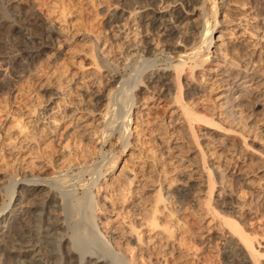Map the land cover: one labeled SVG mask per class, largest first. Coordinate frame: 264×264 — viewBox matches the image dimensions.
Masks as SVG:
<instances>
[{
  "label": "bare ground",
  "instance_id": "1",
  "mask_svg": "<svg viewBox=\"0 0 264 264\" xmlns=\"http://www.w3.org/2000/svg\"><path fill=\"white\" fill-rule=\"evenodd\" d=\"M140 1L147 3L149 0ZM168 1L166 5L156 8L151 18L161 22V36L165 41L163 50H179L181 43L175 39L182 34L183 25L181 24L189 16L191 19L203 15L204 10L200 5L203 0H194V5H190L188 11L185 9L186 0ZM239 1L222 0V3L227 12L245 16L248 8L243 2L246 3V1L242 3ZM147 14V9L143 6L131 13L129 20L145 19ZM122 15L114 14L113 20L117 23L123 19L124 15ZM242 20L238 19L230 28L218 31L216 36H213V31L209 30L208 42L214 43V56L211 60L201 64L193 62L191 65L182 60L171 69L158 73L150 72L151 74L146 77L145 87H141L136 95L138 101L132 102L129 112L125 113L127 119H131L132 116L135 118L133 128L135 142L132 145L134 152H137V158L133 167L117 171L113 166L109 172V175L113 174V176L104 177L101 181L96 179L93 184L94 190L87 192L89 195L87 207L79 203L71 209V213L75 212L74 216H78L80 214L78 209L85 208L76 236L78 245H82L79 249L78 245L71 248L69 239L64 235V232L70 231V228L60 213V197L63 201L62 192L64 191L69 199H73L74 196V190L66 189L70 181L64 178L73 168L85 169L92 161L91 157L95 149L103 148L109 143L107 138L101 137L100 130L106 115L104 110H111L113 114L112 94L118 91L114 90V92L110 89L98 97L96 104L104 108V110L102 108L98 110L97 105L93 108L91 99H85L87 101L84 100L85 102H78L72 106L67 103L64 92L53 89L49 103L40 115L37 114L38 104L32 105V109L29 106V108L17 107L21 112L25 109L27 117L32 118L33 121L28 125H22L21 121L15 117L16 115L13 116L14 113L10 115V112L6 110L5 113L0 110V114L3 113L4 123L8 125L3 124L8 127V133H11L7 150L18 161L17 169L20 176V179L12 185L10 194V197L18 195L17 202L9 214L0 217L1 222L8 223V229L1 234L0 264H75L76 251L82 253L87 250L94 253L91 252L83 257L84 264H105V262L116 264L115 259L117 262L122 260L118 262L121 264H145V257H149L150 260L152 255L150 251H153L151 248L149 250V246L158 244V248L159 243L165 245L168 251L163 257L164 264L190 263L191 252L179 243L182 227L180 228L179 221L173 216L174 212L168 211L169 207L164 200L168 198V195L165 198L161 196L159 183L149 184L148 178L152 177L156 164L155 156L144 143H141L142 136L146 135L145 128H150V123L154 122L151 116L160 108L163 95L169 97L171 101H167L163 106L165 109L161 120L162 125L168 129L182 128L189 140L190 148L187 155L175 156L181 166L179 168H182L181 170L175 168V171L190 182L196 181L197 178H206V183L210 187L209 195H205L210 198L203 204L201 202L202 216L208 223L206 229L217 232L216 235L219 234L220 240L229 245L237 264H261L264 245L262 246L259 240L251 239L249 234L246 235L242 228H239L238 223L227 217H218L220 219L218 224L215 220L209 222L207 220L213 213L211 208L213 200H229L230 202L224 203L223 207L239 217L244 216L249 209H247L246 196L224 194L222 190L215 189L212 173L208 174L206 171L209 169L203 167L206 161L221 178L237 173L246 178L245 180L262 181L264 179V156L251 151L248 145L249 142L256 140L250 129L254 118L244 120L241 117L243 107L247 104L251 105L253 112L263 116V120H260L259 134L264 140V37L254 34L250 28H246V25L243 26ZM71 21L72 19L67 16L46 19L42 23V30L47 36L45 39L53 43L61 42L65 50L70 49L67 24ZM72 29L74 36L83 37L86 34L77 28ZM124 39L125 47L128 49L134 47L131 38ZM16 49L18 54L24 53L22 45H18ZM150 49H156V46L151 45ZM93 52V48L88 49L86 55L94 58ZM15 65L20 67L19 58L14 59ZM90 75L78 78V83L83 85L88 78L91 79ZM113 77H111L112 82L115 81ZM3 89L0 83V90ZM132 106H135L133 115L131 114ZM154 117L158 118L156 114ZM139 118L144 120L139 122ZM65 126L67 130L62 131ZM196 138L202 140L201 151L195 144ZM55 141L58 143L56 149L53 148ZM181 144L177 139H171L166 150L171 149L174 154L177 150L181 151ZM262 149L264 150V144ZM255 159L258 160V164L253 168L251 161ZM4 175V170L1 169L0 178ZM118 177L124 180L122 188L120 185V189L115 190L113 181ZM165 183L167 193L180 192L185 196L188 195L187 190L179 188V190H173L174 185L169 184L168 180ZM261 183H257L259 186L254 190V194L261 202H264V184ZM18 184L19 191H16ZM148 185H150L149 188H146ZM150 194H154L155 200H151L153 203L150 201V205L148 204L145 208L142 200L145 195ZM22 204H26L27 207L17 210L16 208ZM8 207L10 204L7 203L0 205V212ZM214 217L217 218V214ZM94 233L102 238L100 245L94 244ZM57 242L60 243L59 252L54 247ZM155 260L154 264H163L158 259Z\"/></svg>",
  "mask_w": 264,
  "mask_h": 264
},
{
  "label": "rangeland",
  "instance_id": "2",
  "mask_svg": "<svg viewBox=\"0 0 264 264\" xmlns=\"http://www.w3.org/2000/svg\"><path fill=\"white\" fill-rule=\"evenodd\" d=\"M243 1L240 0L239 3ZM245 1L246 3H243L247 5L248 12L245 16H239L238 14L227 12L222 0H203V3L200 4L204 10L203 15L199 18L191 19L189 16L181 24L183 25L182 34H179L175 39L181 43V48L179 50H163L162 46L165 41L161 36V22L152 20L151 14L156 8L166 5L169 2L168 0H149L147 3L140 0H0V80L2 81L0 83L4 87L2 91L0 90V110L4 111L3 113H5V110L8 113L10 112V115L14 113L13 116L16 115L15 117L21 121L22 125H28V123L30 124L33 121L32 118L27 117L25 109L22 110V113L17 107H30L32 109L34 105L38 104L37 114L40 115L47 107L53 89L64 92L67 97V103L72 106L78 102H85L91 99L93 108L97 105V98L106 91L110 89L118 91L115 93L116 95L112 94V99H114L111 107L113 114H111V110H104L99 104V106H96L98 110L102 108L106 113L100 135L107 138L109 143L103 148L99 149L98 147L97 149L99 150L92 146L93 150L95 149L91 157L94 163L90 161V166L87 164V169L83 168L81 169L82 171L73 168L66 173V177L64 178L68 182L70 181L66 189L69 191L74 190L73 199H69L65 195L66 191H64L62 192L64 199L62 201L60 197L61 201H59L62 218L63 220L65 219L70 228V231H65L64 235L69 239L67 241L71 248L78 245L76 236L78 234L79 222L83 220L85 214L84 207H87V198H89L87 194L90 190H94L95 186L93 184H95L96 179L101 181L104 177L110 178L113 176V174L109 175L113 166L117 171L122 168L131 169L134 161H136L137 152H134L132 145L135 142V134H133L135 118L132 116L131 119H127L125 113L126 111L129 112L128 110H130L132 102L138 101L136 95L139 93L141 87H145L146 77L151 73L171 69L174 65L180 64L182 60L189 63V65L193 62L201 64L204 61L211 60L214 56V43L210 44L208 42L210 40L209 30H212L213 36H216L218 31L223 28H230L232 23L237 22L238 19H243V26L246 25L247 27H245L250 28L254 34L264 37V0ZM194 2V0H186V11L190 9V5H194ZM143 6H145L148 13L145 19L137 18L134 21L129 20V15ZM114 14H123V19H120L116 23L113 20ZM62 16L72 19V23L69 22L67 24L69 30L67 34L71 43V47L68 50L64 49L61 42H48V39H45L47 38L46 32L42 30V23L46 19L60 18ZM173 21L176 22L174 19ZM176 24L178 25L179 23ZM72 28L85 32V36H74ZM125 37L132 39L134 47L130 49L125 47ZM206 37L209 39L207 40ZM18 45L24 47V53L18 54L16 51ZM151 45L156 46V49H150ZM92 48L94 49V58H89L86 52ZM86 56L87 58H85ZM16 58L20 60V67L14 66V59ZM87 74H91V79L89 80L88 78V81L82 82L83 85L79 84L78 78ZM112 76L115 77L114 82H112ZM2 83L5 84L2 85ZM163 96V100L165 101L162 100L160 108L151 116L154 122L150 123L151 125L149 124L150 128H145L146 135L145 137L142 136L143 141L141 142L155 156L156 169L154 168L152 177L148 178L149 184L156 183L157 185L159 183L158 188L161 190V196L165 198L168 195V198L164 199L169 207L168 211L174 212V215H172L179 221L180 228L182 227L179 243H182L183 247L187 248L192 254L189 264H237L236 257L231 253L229 245L220 240L219 234L218 236L216 235L217 232L206 229L208 228V223L204 220V216H202L201 205V202L203 204L210 198L209 196H205L209 195L208 191H210L206 178H197L196 181L192 180L190 182L179 176L175 171V168L181 167L175 156L184 157L187 155V151L190 148L188 146L189 140L182 128L168 129L162 125L161 120L165 109L163 106L170 100L169 97ZM26 103L27 105L24 106ZM96 107L95 110H97ZM134 107L132 106L131 108L132 115ZM242 111L241 117L244 120L254 118L253 123L250 124V129L256 140L255 142L248 143L249 148L256 154L264 156V150L262 149L264 140L259 134L261 132L260 120H263V116L261 117V115L253 112L249 104L245 105ZM3 113L0 114V170H4L5 175L3 178H0V205L7 203L10 204V207L5 208V210L3 209L0 212V217H5L14 208L18 195L15 194L10 197V194L12 192V185L20 179L17 169L18 161L7 150V146L11 140V133H8V127L6 126L8 124L4 123V118H2ZM155 114L158 117H156L157 119L154 117ZM142 119L139 118V122ZM66 128V126L63 127L62 131H66ZM174 138L180 144L182 143L183 148L181 147V151L177 150L173 154L171 149L166 150V146ZM195 144L201 151V138H196ZM54 147L55 149L58 148L56 141L53 144ZM239 159H241L240 156ZM257 164L258 160L251 161L253 168ZM203 167L207 170L209 169L206 171L208 174L209 172L212 173L216 190L220 189L223 193L225 192L224 194L232 193L235 196H246L247 209H249L247 213L250 212L239 217L223 207L224 203H227L229 200H213L212 203L214 204L211 203L213 216H211L212 214L208 216V222L215 220L216 222H214L218 224L219 218L223 216L224 218L227 217V219L238 223L239 225H237L240 229L242 228L241 230L246 235L249 234L252 237L251 239L256 238L254 241L259 240L263 246L264 202H261L255 196L254 190H256V187L262 181L261 184H264V179L262 181L251 179L252 182L251 180H245L246 178L239 176L237 173L225 175L224 178H221L216 175L212 165L208 161H206L205 165L203 164ZM179 169L181 170L182 168ZM120 179L118 177V181H113V183L115 182L113 184L116 188L115 190H119L120 185L122 188L124 179L122 177ZM167 180L169 184L174 185L173 190H187L188 195L185 196V194L183 195L180 192H168V194L165 187ZM150 185L146 188H149ZM15 189L19 191V184ZM151 200H155L154 194L145 195L142 200L145 208H147L148 204L150 205ZM79 203L83 204L84 211L80 208L82 210L78 209V213L80 212V214L74 216L76 213H71V209ZM26 207V204H22L16 209H25ZM216 214L217 218L214 217ZM7 229L8 223L6 224V222L4 223L0 220V241L2 239L1 234ZM93 238L95 239V241L93 240L94 244H101L102 238L99 235L96 236V233H94ZM150 246L149 250L150 248L153 249V251H150L152 259L150 258L149 260V257L146 256L145 264H150L151 262V264H154L156 262L155 259L163 263V257L168 252L165 245L159 243L160 247L158 248V244ZM54 247L59 252L60 243L57 242ZM77 247L79 249L82 245L79 244ZM91 252L94 253L91 250L83 251L82 253L76 251L74 255L75 264H84L85 260L83 257L89 255ZM262 254L261 264H264V252ZM94 256L97 257L96 255ZM121 261L119 260L118 262ZM115 262L116 264H121L117 262V259H115ZM105 264L110 263L105 262Z\"/></svg>",
  "mask_w": 264,
  "mask_h": 264
}]
</instances>
